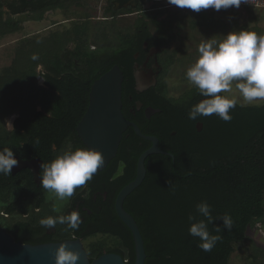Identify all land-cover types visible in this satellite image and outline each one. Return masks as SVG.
Instances as JSON below:
<instances>
[{"label":"trees","instance_id":"trees-1","mask_svg":"<svg viewBox=\"0 0 264 264\" xmlns=\"http://www.w3.org/2000/svg\"><path fill=\"white\" fill-rule=\"evenodd\" d=\"M3 1L0 0V38L22 30L21 21L11 15L17 14L13 7L10 12L3 11ZM6 1L29 12L27 0ZM50 8L62 9L63 5L59 2ZM47 9L38 11L36 19L41 20ZM184 10L186 13L179 17L169 14L167 22L172 24L178 18L179 23L190 19L192 24L204 25L211 20L207 9ZM115 15L107 7L103 17ZM125 33L133 32L117 22L101 21L90 33L83 23L74 32H40L18 40L11 64L0 71V118L16 114L13 129L32 132L30 138L36 149L65 138L73 140L75 148H84L76 126L88 107L92 83L114 65L123 68L120 55L113 53L110 42ZM91 37L98 49L89 54ZM69 40L74 41L75 59L85 67L81 71H72L73 63H66L61 57ZM34 54L38 60L31 59ZM39 65L45 72L42 86L36 84ZM197 94L203 97L199 90L190 89L178 99L161 100L157 105L162 113L147 133L157 137L160 149L174 159L160 154L149 156L145 160L144 181L124 201L125 210L135 219L143 238L145 264H230L234 251L246 248L250 242L248 230L264 221V104H237L230 111V122L215 114L190 120L187 114L197 104L192 100ZM197 123L202 124L200 132L195 128ZM1 130L5 131L4 127ZM0 138L10 142L11 134L3 132ZM36 138L39 144L34 143ZM138 142L146 143L136 135L127 139L124 133L120 146ZM146 149L147 145L132 149L128 156L120 155L127 178L118 191L134 180L137 160ZM116 160L117 157L111 160L107 168ZM169 181L175 183L174 192L169 189ZM202 201L211 205L214 217L229 213L234 221L231 231L222 230L223 238L211 252L197 248L199 238L188 234V216L196 215L195 205ZM197 219L203 217L197 215ZM216 226L222 227L223 222L209 224L213 235L217 234ZM91 245L99 250H90L91 260L104 251H114L127 264H134L132 237L129 244L98 241Z\"/></svg>","mask_w":264,"mask_h":264},{"label":"flooded vegetation","instance_id":"flooded-vegetation-1","mask_svg":"<svg viewBox=\"0 0 264 264\" xmlns=\"http://www.w3.org/2000/svg\"><path fill=\"white\" fill-rule=\"evenodd\" d=\"M95 1L32 0L29 1L28 10L32 14L48 8L39 21L44 20V15L56 10L65 15L67 12L73 13L71 17L64 18L44 28L41 31L44 33L56 30L74 32L77 26L83 23H86L88 33H90L96 30L101 21L117 22L118 25L133 32L120 35L119 39L110 42L113 53L117 52L120 55V63L123 67L120 69L123 74L121 112L125 120L137 125L142 134L153 136L149 135L147 131L148 127L157 124L154 121L159 120L156 117L162 113L161 108L157 105L160 104L161 100L170 99L163 90L166 86L167 75L178 67L184 66L183 64L188 63L191 59L185 60L187 57L182 56L187 48L186 45L188 46L187 50H190L191 45L190 43H181L183 41L180 39L179 31L185 26L184 24L190 29L193 27L192 25H197L192 24L190 19L181 20L179 23L178 18L174 23L169 24L167 22L169 14L173 13L179 17V15L186 13L185 8L171 4H167L162 9L160 7L151 8L157 2L154 0H137L134 7L130 4L120 6L117 0H105L102 17H96L93 16ZM59 2L63 5L62 9L50 8L51 5ZM107 7L110 9V13L116 15L103 17ZM157 10L161 11L160 14L154 13ZM36 18L37 15L33 17L34 23L38 21ZM36 33L40 32L37 31L34 34ZM88 43L89 54L98 49L92 38L89 39ZM73 45L74 41L69 40L67 49L62 51L61 57L66 60V63H73L72 71H81L85 68L83 63L75 59L72 49H68ZM196 50L193 46V51ZM197 59L198 57H196ZM196 60L191 61L190 64H194ZM37 72L39 76L36 83L40 81L42 86L45 72L41 65L37 67ZM203 99L206 97H200L197 94L193 96L192 100L199 103ZM147 109L154 112L147 115ZM157 110L159 112H156ZM16 118L17 115L11 119V124L3 131L11 134V144L0 138V150L11 149L14 158L18 161V164L12 168L11 175H0V229L4 230L14 243L24 246L80 241L88 257L92 248L99 251L97 246L91 245L94 242L103 241L109 245L129 244L132 237L131 232L115 212V199L119 193V186L127 178L125 163L122 157H119L121 154L128 156L132 149H141L145 145L148 149L151 143L142 139L146 143L138 142L122 147L119 144L116 154L117 160L110 168L106 167L97 172L85 186L77 188L71 198L58 201L41 187V175L43 174L41 165L51 162L64 151H74L76 149L74 141L68 140V142L65 138L64 141H55L48 146L36 149L30 138L32 132L13 129ZM3 132L0 131V136ZM124 133L127 139L136 135L131 127L127 128ZM171 135L173 136L175 133L172 132ZM158 147L160 149L159 139ZM54 207L59 208V211H54ZM72 211H78L82 221L76 231L71 229L65 231L67 225L61 224H57L53 229H46L39 223L42 218L68 215ZM103 254L121 256L114 251H104L101 255Z\"/></svg>","mask_w":264,"mask_h":264},{"label":"clouds","instance_id":"clouds-1","mask_svg":"<svg viewBox=\"0 0 264 264\" xmlns=\"http://www.w3.org/2000/svg\"><path fill=\"white\" fill-rule=\"evenodd\" d=\"M168 3L199 12L209 8L216 11L239 8L242 3H248V0H168ZM219 37L220 39L213 37L199 44L198 59L185 73L189 84L206 97L188 111L187 117L190 120L215 114L221 120L230 122V111L237 106L238 98L221 93L238 92L239 99L245 105L264 101V35L240 30ZM31 59L35 61L39 57L34 54ZM39 142V138L34 141L35 144ZM104 162L102 153L95 149L84 147L64 151L51 162L42 163L41 187L58 201H65L74 195L77 188L91 181ZM17 164L11 149L0 150V175H11L12 168ZM168 183L169 189L174 192L175 183ZM53 210L59 211V208L54 207ZM195 213L196 215L188 216V234L199 238L197 248L211 252L217 242L222 240V230H232L233 218L229 213L214 217L207 201L197 203ZM197 215L203 219H197ZM216 220H221L223 226L214 227L217 234L213 235L208 226ZM81 222L78 211H72L68 215L48 216L39 221L46 229H53L57 224L67 225L65 231L78 230ZM54 259L55 264H77L80 255L69 250L65 244H60L54 253Z\"/></svg>","mask_w":264,"mask_h":264},{"label":"water","instance_id":"water-1","mask_svg":"<svg viewBox=\"0 0 264 264\" xmlns=\"http://www.w3.org/2000/svg\"><path fill=\"white\" fill-rule=\"evenodd\" d=\"M117 1L120 6L130 4L134 7L137 3V0ZM154 1L157 2L151 8L160 7L162 9L167 6V0ZM160 12V10H157L154 13L160 14ZM122 82V71L117 65H114L92 83L88 107L75 130L77 137L84 147L95 149L102 153L105 162L97 172L104 170L109 162L116 157L122 136L127 128L131 127L139 138L151 143L150 148L145 150L137 160L134 180L125 185L115 199L116 215L130 230L132 235L135 254L134 264H145L146 254L143 238L135 219L125 211L123 203L144 181L146 176L145 160L149 156L160 154L169 156L172 159L174 157L159 149L156 137L142 134L137 125L125 120L121 112ZM153 112L151 109L146 110L147 115ZM156 112H159V110ZM195 128L200 132L202 124L197 123ZM60 244H65L69 250L79 253L80 259L77 264H127L117 254H103L90 260L80 241H67L38 246L16 244L2 229H0V264H55L54 253Z\"/></svg>","mask_w":264,"mask_h":264},{"label":"rangeland","instance_id":"rangeland-1","mask_svg":"<svg viewBox=\"0 0 264 264\" xmlns=\"http://www.w3.org/2000/svg\"><path fill=\"white\" fill-rule=\"evenodd\" d=\"M104 4L105 0L95 1L93 16L102 17ZM167 4H169L168 0ZM11 6L13 7L14 12L17 14H10L13 16L14 20L21 21L22 30L0 38V71L11 64L14 54V45L18 40L26 37L27 35L30 36L37 31L41 32L47 26L73 15L71 12H67L66 15L61 14L58 10H56L52 13L44 15V20H38L36 23H34L33 17H35L37 14L39 15V13H26L27 10L25 11L20 9L15 3L6 0L3 1V11L5 13L11 11ZM207 11L211 20L203 22L204 25H201L202 28L200 25H192L193 27L191 26L192 28L190 29L186 24H184L185 26H183V28L179 31L180 39L183 41L181 43H190L191 45L190 50H187L188 46L186 45L187 48L182 53V56L187 57L185 60L189 58L193 60L190 59L188 63L183 64L184 66L178 67L175 71H172L167 75L166 86L163 88V90L170 99H178L181 96H184L190 89L198 90L194 86H191L185 78L186 71L192 66L190 62L195 61L196 57H198V48H196L198 44L213 37L220 39L219 36H225L232 31L247 30L264 35V14L262 15L260 12L251 11L250 8L242 7H230L226 10L221 9L219 11L209 8ZM193 46H195V49H197L195 52L193 51ZM68 49H72V47H68ZM36 84L41 86L40 81H37ZM221 95H227L229 97L235 95L238 98V104L245 105L243 104V101L239 99L238 92L221 93ZM262 104H264V101H258L254 104L248 105ZM15 116L16 114H13L0 118V127H4V129L8 128L9 123L11 124V119ZM247 236L250 239V242L247 243L246 248H237L234 251L230 258V264H264V221L254 224L248 230Z\"/></svg>","mask_w":264,"mask_h":264},{"label":"built area","instance_id":"built-area-1","mask_svg":"<svg viewBox=\"0 0 264 264\" xmlns=\"http://www.w3.org/2000/svg\"><path fill=\"white\" fill-rule=\"evenodd\" d=\"M240 7L264 11V0H248V3H242Z\"/></svg>","mask_w":264,"mask_h":264},{"label":"crops","instance_id":"crops-1","mask_svg":"<svg viewBox=\"0 0 264 264\" xmlns=\"http://www.w3.org/2000/svg\"><path fill=\"white\" fill-rule=\"evenodd\" d=\"M251 11L260 12L262 15L264 14V12H263V11H260V10H255V9L252 10V9H251ZM262 12H263V13H262Z\"/></svg>","mask_w":264,"mask_h":264}]
</instances>
